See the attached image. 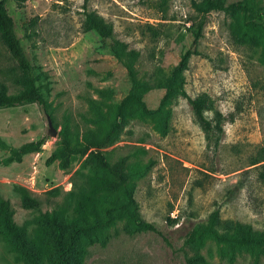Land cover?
Masks as SVG:
<instances>
[{
    "label": "rangeland",
    "instance_id": "374dc122",
    "mask_svg": "<svg viewBox=\"0 0 264 264\" xmlns=\"http://www.w3.org/2000/svg\"><path fill=\"white\" fill-rule=\"evenodd\" d=\"M201 1L25 0L21 6L6 1L46 102L45 108L36 103L0 108V197L10 201L36 264L56 260L53 228L42 214L63 204L81 176L99 175L108 188L98 203L79 215L69 208L63 220L65 234L76 225L97 224L79 236L73 264H187L185 256L196 251L184 244L188 232L208 223L214 210L222 219L264 232L258 169L264 163V0H247L245 14L198 12L195 4ZM85 11L111 24V36L85 32ZM188 48L201 54L188 60L184 88L191 97L210 96L208 115L222 114L221 132L205 134L182 96L159 106ZM18 74L0 40V83L8 93L19 91ZM130 93L156 111L141 114L132 104L118 115ZM47 115L55 136L48 134ZM116 117L121 126L102 147L46 163L64 136L81 148L104 137ZM41 137L40 151L8 160L12 150ZM98 150L117 173L98 167ZM16 186L39 199L41 210L23 208ZM54 187L58 191L47 194ZM124 188L132 193L131 203ZM132 217L155 224L162 235L138 230ZM197 250L203 257L199 264H264V245L235 246L206 237ZM0 264L33 262L19 242L0 236Z\"/></svg>",
    "mask_w": 264,
    "mask_h": 264
},
{
    "label": "trees",
    "instance_id": "16d2710c",
    "mask_svg": "<svg viewBox=\"0 0 264 264\" xmlns=\"http://www.w3.org/2000/svg\"><path fill=\"white\" fill-rule=\"evenodd\" d=\"M6 1L7 0H0V40L16 63L19 74L14 79V82L20 87V89L16 93H8L7 86L0 83V108L16 107L28 103H36L40 107L45 108L46 102L36 83V78L32 73V67L27 54L15 32L14 21L8 13ZM14 1L18 6H21L25 0ZM195 8L198 12L202 13H207L211 10H220L227 14H234L238 11H242L243 14H245L247 13L249 6L247 0H238L229 3H227L226 0H202L200 3L195 4ZM200 29L201 23L197 26L195 39L199 37ZM83 30L85 32L95 30L100 35L109 37L112 33V25L106 23L102 16L92 11H85ZM198 54L201 53L195 48H188L183 52L177 66L171 74L159 106L164 105L167 101L176 96L186 98L191 107L194 121L205 134L210 135L213 132L222 131L220 125L222 114L215 111L214 117H210L208 111L213 109V101L210 96L207 93H200L191 97L187 94L184 88L183 71L185 70L190 57ZM132 104L139 106L141 114H153L156 111L155 109L148 108L140 96L135 93H130L119 104L118 115L119 113L124 115ZM118 117H116L113 126H111V128L105 133L104 137L89 140L81 148L72 147L69 139L64 136L62 147L52 152L47 158L46 163L51 164L59 158H67L70 154L85 152L90 147H102L117 134V131L121 126ZM44 143V137L24 143L17 149L12 150L8 160L20 161L23 155L40 151ZM94 158L98 167L102 171L117 173V169L108 163L101 151H96L94 153ZM256 163H258V161H254L251 164L254 165ZM258 169H260L259 178L262 183H264V163L260 164ZM15 188L19 194L20 203L23 208L36 211L41 210L39 199L32 196L25 187L16 186ZM107 188V183H105L104 178L99 175L86 178H82L81 176L77 188L68 192V199L63 204H58L51 212L46 211L42 214L44 219L47 220L53 228L54 244L56 248V260L54 264H73L74 261L77 260L74 251L79 236L88 228L97 226V224L89 226L76 225L69 233L65 234L62 226L69 208H71L74 215L81 214L86 208L98 203L104 196ZM57 191L58 188L54 187L49 189L47 194H55ZM124 193L127 203H131L133 201L132 193L127 188H124ZM13 214L14 212L10 201L0 197V236L10 242L11 240L19 242L22 247L26 249L27 253L30 254L33 264H36L37 255L27 245L21 228L13 219ZM106 215L109 217V210L106 211ZM132 218L135 221L138 230L153 231L162 235V232L155 226V224L143 219ZM106 221L107 219L105 222ZM168 221L174 223L176 219L168 217ZM105 222H103V224ZM206 237H211L217 241L229 242L235 246H249L254 244L259 246L264 245V232H255L250 225L232 219H222L219 216L218 210H214L209 217L208 223L195 226L188 232L184 244L193 247L196 251L192 256H185L187 264H199L203 261V257L198 252L197 247Z\"/></svg>",
    "mask_w": 264,
    "mask_h": 264
},
{
    "label": "water",
    "instance_id": "95a60500",
    "mask_svg": "<svg viewBox=\"0 0 264 264\" xmlns=\"http://www.w3.org/2000/svg\"><path fill=\"white\" fill-rule=\"evenodd\" d=\"M47 120H48V125H49L48 134H50L51 136H55L57 134V131L56 129L53 128L51 119L48 115H47Z\"/></svg>",
    "mask_w": 264,
    "mask_h": 264
}]
</instances>
